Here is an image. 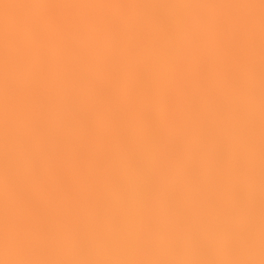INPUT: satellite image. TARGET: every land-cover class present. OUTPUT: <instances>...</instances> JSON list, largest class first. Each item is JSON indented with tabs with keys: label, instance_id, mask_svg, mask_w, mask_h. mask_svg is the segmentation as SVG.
<instances>
[{
	"label": "snow or ice",
	"instance_id": "snow-or-ice-1",
	"mask_svg": "<svg viewBox=\"0 0 264 264\" xmlns=\"http://www.w3.org/2000/svg\"><path fill=\"white\" fill-rule=\"evenodd\" d=\"M0 247L264 264V0H0Z\"/></svg>",
	"mask_w": 264,
	"mask_h": 264
},
{
	"label": "clouds",
	"instance_id": "clouds-1",
	"mask_svg": "<svg viewBox=\"0 0 264 264\" xmlns=\"http://www.w3.org/2000/svg\"><path fill=\"white\" fill-rule=\"evenodd\" d=\"M258 252V249H257ZM3 249L0 247V257H2ZM0 264H3L2 258H0Z\"/></svg>",
	"mask_w": 264,
	"mask_h": 264
}]
</instances>
